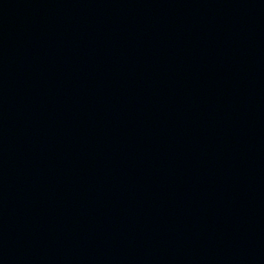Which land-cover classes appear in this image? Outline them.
<instances>
[{
    "label": "water",
    "instance_id": "water-1",
    "mask_svg": "<svg viewBox=\"0 0 264 264\" xmlns=\"http://www.w3.org/2000/svg\"><path fill=\"white\" fill-rule=\"evenodd\" d=\"M0 264H264V0H0Z\"/></svg>",
    "mask_w": 264,
    "mask_h": 264
}]
</instances>
